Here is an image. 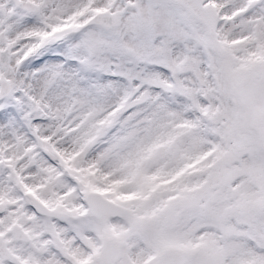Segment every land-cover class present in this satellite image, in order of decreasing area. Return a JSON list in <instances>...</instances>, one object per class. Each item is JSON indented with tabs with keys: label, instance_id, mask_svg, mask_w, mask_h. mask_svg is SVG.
Returning a JSON list of instances; mask_svg holds the SVG:
<instances>
[{
	"label": "snow or ice",
	"instance_id": "snow-or-ice-1",
	"mask_svg": "<svg viewBox=\"0 0 264 264\" xmlns=\"http://www.w3.org/2000/svg\"><path fill=\"white\" fill-rule=\"evenodd\" d=\"M0 264H264V0H0Z\"/></svg>",
	"mask_w": 264,
	"mask_h": 264
}]
</instances>
